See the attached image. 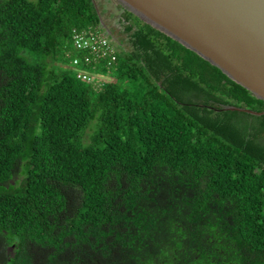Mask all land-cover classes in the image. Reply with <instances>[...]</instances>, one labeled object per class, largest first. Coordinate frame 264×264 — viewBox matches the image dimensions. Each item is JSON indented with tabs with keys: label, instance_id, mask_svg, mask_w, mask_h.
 <instances>
[{
	"label": "trees",
	"instance_id": "1",
	"mask_svg": "<svg viewBox=\"0 0 264 264\" xmlns=\"http://www.w3.org/2000/svg\"><path fill=\"white\" fill-rule=\"evenodd\" d=\"M124 13L97 88L93 0H0V264H264V103Z\"/></svg>",
	"mask_w": 264,
	"mask_h": 264
},
{
	"label": "water",
	"instance_id": "2",
	"mask_svg": "<svg viewBox=\"0 0 264 264\" xmlns=\"http://www.w3.org/2000/svg\"><path fill=\"white\" fill-rule=\"evenodd\" d=\"M93 2L106 33L119 50L129 48L119 32L116 3L218 68L264 103V0ZM224 110L264 115V109L226 106Z\"/></svg>",
	"mask_w": 264,
	"mask_h": 264
},
{
	"label": "built area",
	"instance_id": "3",
	"mask_svg": "<svg viewBox=\"0 0 264 264\" xmlns=\"http://www.w3.org/2000/svg\"><path fill=\"white\" fill-rule=\"evenodd\" d=\"M119 22L127 24L124 19ZM74 55L70 57V68L75 70L76 77L97 88L113 80V66L117 64L118 49L103 31L92 28L73 29L71 32ZM88 70L90 73L84 71ZM109 74V78H99L94 73Z\"/></svg>",
	"mask_w": 264,
	"mask_h": 264
},
{
	"label": "rangeland",
	"instance_id": "4",
	"mask_svg": "<svg viewBox=\"0 0 264 264\" xmlns=\"http://www.w3.org/2000/svg\"><path fill=\"white\" fill-rule=\"evenodd\" d=\"M120 8H122V9H124L121 5H119L118 3H116V9H117V12H118V28H119V32H120V35H121V37L123 38V40L125 41V42H127L128 43V41H127V38L125 37V35L122 33V30H123V27L126 25V24H124V25H122L120 22H119V19H120V15H121V10H120ZM124 10H126V9H124ZM101 26L103 27V25L101 24ZM104 28V27H103ZM106 35H108L107 33H106V31H105V29H104V31H103ZM108 37H109V35H108ZM109 39L111 40V38L109 37ZM112 41V40H111ZM113 42V41H112ZM114 44V43H113ZM115 45V44H114ZM116 46V45H115ZM118 48V47H117ZM119 50V49H118ZM66 67L67 68H70V65L69 64H67L66 65ZM84 71H86L87 73H90L88 70H86V69H84ZM113 75V74H112ZM94 76L97 78V79H99V78H109L110 76H109V74L107 75V74H103L102 72H98L97 71V73H94Z\"/></svg>",
	"mask_w": 264,
	"mask_h": 264
},
{
	"label": "flooded vegetation",
	"instance_id": "5",
	"mask_svg": "<svg viewBox=\"0 0 264 264\" xmlns=\"http://www.w3.org/2000/svg\"><path fill=\"white\" fill-rule=\"evenodd\" d=\"M120 10H121V15L119 16L120 17V19H124V16H125V13H124V9H122V8H120ZM125 20V19H124ZM132 21V20H131ZM131 21H126V23L128 24V23H130L131 24ZM133 22V21H132ZM102 24V23H101ZM126 24V25H127ZM104 29V28H103ZM109 33V32H108ZM110 34V33H109Z\"/></svg>",
	"mask_w": 264,
	"mask_h": 264
}]
</instances>
